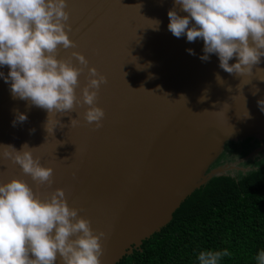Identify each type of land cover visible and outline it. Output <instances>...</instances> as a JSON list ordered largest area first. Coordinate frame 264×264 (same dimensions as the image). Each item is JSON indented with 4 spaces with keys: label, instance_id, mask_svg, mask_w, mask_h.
<instances>
[{
    "label": "water",
    "instance_id": "water-1",
    "mask_svg": "<svg viewBox=\"0 0 264 264\" xmlns=\"http://www.w3.org/2000/svg\"><path fill=\"white\" fill-rule=\"evenodd\" d=\"M172 9L187 15L174 0H67L68 35L76 47L59 46L57 59L80 52L89 67L106 76L97 100L105 112L100 128L84 120L88 106L77 105L51 116L50 129L57 120L65 127L58 124L48 134L47 110L14 98L10 82L0 77V145L20 151L27 143L37 148L33 155L41 165L53 169L51 186H37L0 148V183L24 180L42 198L64 189L69 207L80 209L78 216L97 233L107 234L101 264L130 254L164 227L195 189L223 175L220 165H211L225 143L264 138L258 103L264 101V71L257 70L264 69V57L243 76L220 68L216 54L201 60V38L188 42L186 34L177 38L168 30ZM153 20L160 21L158 30ZM72 64L80 67L75 57ZM0 72L6 77L8 66ZM86 77L87 69L79 76L78 98ZM18 114L27 120L13 126ZM72 119L79 120L74 127Z\"/></svg>",
    "mask_w": 264,
    "mask_h": 264
},
{
    "label": "clouds",
    "instance_id": "clouds-1",
    "mask_svg": "<svg viewBox=\"0 0 264 264\" xmlns=\"http://www.w3.org/2000/svg\"><path fill=\"white\" fill-rule=\"evenodd\" d=\"M174 2L187 15L169 10L168 30L173 36L180 38L186 34L188 42L201 38L205 53L201 60L207 61L208 54H216L220 68L229 74H252L253 66L260 64L264 57V0ZM66 8L67 0H0V66L9 68L8 75L5 77L0 72V77L5 83L10 82L14 98L47 110L48 134H53L58 124L65 127L57 120L50 129L49 118L57 113H70L77 105L88 106L84 120L88 124L95 122L96 128L102 127L105 117L97 100L101 85L107 83L106 76L95 67H89V61L80 52H72L67 59H57L59 46L76 47L68 35L71 25ZM153 24L158 30L160 21L153 20ZM188 51L195 54L191 49ZM72 57L80 67L73 66ZM233 57L237 62L230 64ZM85 69L87 83L78 98L76 88ZM216 79L223 81L219 74ZM258 103L264 111V101ZM26 120L27 115L18 114L13 126L17 121ZM78 123V119H72L70 126ZM66 142L59 141L58 145ZM0 148L3 156L18 164L37 186H51L53 169L42 166L40 158L34 157L37 148H30L27 143L20 151L11 145H0ZM79 211L69 207L64 189L57 188L42 198V194L24 180L12 178L0 183V264H57L58 258L61 264H101L104 251L101 240L107 234L93 230L88 219L78 216ZM228 255L226 249L201 251L198 261L199 264H219L221 258ZM256 260L264 264V250Z\"/></svg>",
    "mask_w": 264,
    "mask_h": 264
},
{
    "label": "trees",
    "instance_id": "trees-1",
    "mask_svg": "<svg viewBox=\"0 0 264 264\" xmlns=\"http://www.w3.org/2000/svg\"><path fill=\"white\" fill-rule=\"evenodd\" d=\"M256 145L247 142L239 150L228 143L211 168L246 156ZM243 163L253 168L213 176L180 203L164 227L116 264H199L201 251L225 249L230 255L219 264H258L264 250V158Z\"/></svg>",
    "mask_w": 264,
    "mask_h": 264
},
{
    "label": "rangeland",
    "instance_id": "rangeland-1",
    "mask_svg": "<svg viewBox=\"0 0 264 264\" xmlns=\"http://www.w3.org/2000/svg\"><path fill=\"white\" fill-rule=\"evenodd\" d=\"M235 147H237L239 150H242L241 149L242 147L240 145H238V144H236ZM235 156H236V154H235ZM263 158H264V153L263 152L250 150L249 153L246 156L242 157V158L238 157L236 159H233L232 161H226L223 164H221L219 173L234 175L238 171L245 172V171L253 168V165L248 164V163H243L244 161H246L248 159H250L251 161L252 160L253 161H260Z\"/></svg>",
    "mask_w": 264,
    "mask_h": 264
},
{
    "label": "flooded vegetation",
    "instance_id": "flooded-vegetation-1",
    "mask_svg": "<svg viewBox=\"0 0 264 264\" xmlns=\"http://www.w3.org/2000/svg\"><path fill=\"white\" fill-rule=\"evenodd\" d=\"M232 144H238V145H240L241 147H242V145H244V144H246L247 142H249L250 144H255V143H257V145L254 147V148H252L251 150L252 151H259V152H263L264 153V138L262 139V140H259V139H257V138H254V137H246V138H243V139H240V140H236V141H230ZM230 142H227V143H225V145H224V149H225V147H226V145L228 144V143H230ZM261 145L263 146V148L261 149ZM223 149V150H224ZM224 163V162H223ZM222 163V164H223Z\"/></svg>",
    "mask_w": 264,
    "mask_h": 264
}]
</instances>
